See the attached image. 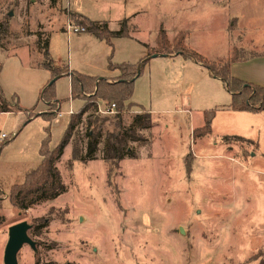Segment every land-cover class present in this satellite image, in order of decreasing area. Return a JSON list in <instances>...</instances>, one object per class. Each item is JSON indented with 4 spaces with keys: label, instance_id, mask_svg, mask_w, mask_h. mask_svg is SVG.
Segmentation results:
<instances>
[{
    "label": "rangeland",
    "instance_id": "374dc122",
    "mask_svg": "<svg viewBox=\"0 0 264 264\" xmlns=\"http://www.w3.org/2000/svg\"><path fill=\"white\" fill-rule=\"evenodd\" d=\"M43 1L0 0V21L9 20V12L16 14L10 28L21 31L20 38L28 30L26 22L37 31L38 23L46 24L59 16L64 17L63 29L67 30V24L76 25L69 12L91 21H106L111 29L117 28L120 19L138 13L132 19L139 30L137 38L153 43L162 25L171 48L169 55L177 54L174 35L188 33L183 41L186 49L208 62H218L227 57L236 41L231 35V18L242 17L243 29L237 31H242L243 41L264 44V0H58L61 4L56 9H49ZM228 20L231 33L226 31ZM56 25L48 27L54 30L53 60L71 53V68L75 71L104 77L102 72L108 69L109 60L116 64L120 59L126 63L128 58H138L128 48V42H114L110 58L105 41L104 54L83 39L84 33L75 34L67 43L66 36L55 32ZM41 34V42H45L47 34ZM19 38L9 36L0 46V84L5 82L8 99L15 92L23 108L21 113H0V133L12 139L9 144L14 141L0 152V264H4L9 227L22 221L30 225L28 236L35 250L23 245L17 254L18 264H264V134L258 133V146L255 141L218 136L250 132L246 122L236 119L232 110L216 115L215 105L228 104L229 93L171 85L168 71L150 60L152 76L144 67L133 86L131 98L139 107L130 98L121 114V124L128 128L134 115L143 113L140 108L151 110L152 128L137 129L145 140L129 142L131 154L125 153L122 159L107 154L105 141L109 133L117 131V118L115 114L101 115L91 110L83 116L56 164L67 191L25 211L13 207L8 202L10 188L20 184L29 168L36 166L24 161L37 157L31 139L36 130L42 134L43 118L26 129V125L21 127L19 132L18 128L28 116L37 115L31 108L43 102L34 91V83L49 74L44 69L38 71L42 53L32 52L31 46ZM149 47L156 50L155 45ZM117 71L118 75L111 79L119 76ZM51 73L53 79L69 71L62 66ZM54 91L62 101V112L68 109L70 100L75 111L82 105L81 99L71 98L67 77L54 83ZM46 105L43 115L49 113L51 104ZM209 110L216 115L211 121L216 135L201 129L204 119L198 126L203 112ZM88 116L94 122L91 127ZM69 118L62 115L49 126L51 149L61 140ZM95 126H101V139L97 152L88 159V133Z\"/></svg>",
    "mask_w": 264,
    "mask_h": 264
},
{
    "label": "trees",
    "instance_id": "16d2710c",
    "mask_svg": "<svg viewBox=\"0 0 264 264\" xmlns=\"http://www.w3.org/2000/svg\"><path fill=\"white\" fill-rule=\"evenodd\" d=\"M49 2L51 6H54L57 0H49ZM69 17L74 20L76 26L84 28L85 33H89L95 38L105 41L111 51L109 58L112 56L113 52L112 39L117 37H129L127 18L120 22L118 30L110 31L105 22H93L79 14H71ZM8 35V18H6L5 20L0 21V46L1 44H4V40ZM36 35L38 39V49L43 55L42 67L50 72H54L55 68L53 67V62L47 51V38L45 42H41L42 34L37 32ZM186 35H188V33H185L184 35L179 33L178 36L175 37V47L178 48L176 55H181L201 63L203 67L209 70L215 78L219 79L225 85L226 91L231 97L230 104L227 106L228 109L236 112L264 111V88L237 79L233 77L230 72V66L233 62L253 57L254 54H247L243 50L233 49L228 57L223 58L218 62H208L199 54L184 47L183 41ZM144 47L146 49V55L137 63L112 64L110 60L108 61V70H119L120 72L116 79L87 76L76 72L65 74L70 80L71 98L81 99L83 105L77 112L70 115L69 122L61 140L52 149L49 147L51 135L50 127L49 125L44 127L43 131L45 136L41 140L38 150L39 156L41 157L40 163L35 169L31 170L24 176V179L20 184L13 185L10 188L8 202L13 207L20 211H25L40 202L55 200L67 191V186L62 180L56 164L62 157L64 149L69 144L73 133L76 127L81 123L83 116L88 114L91 110L97 111L99 101L105 102L106 105L114 103L116 107L115 117L117 118L118 129L107 135L105 141V152L107 154H112L115 155L117 159H122L124 155L131 154V148L128 146L129 142L145 140L137 134V129L149 130L151 128L149 114L141 113L135 115L128 128L122 126L121 114L124 104L129 102L132 97L135 80L140 77L144 67L148 64L152 56L169 55V50H171V48H169L167 34L162 25L159 27L155 39V47H153L156 50L153 51L148 45H144ZM1 70L2 63H0V72ZM57 76L59 75L57 74ZM54 83L55 82L50 86H45L39 93V100L51 104L49 106L48 115H43L45 113H37V115L33 117L40 116L47 122H50L57 116L58 108L62 101L56 98ZM130 104L131 103H128L127 105ZM21 111H23V108L19 106V101L18 98H16V95L13 94L8 100L0 88V113H17ZM213 117V110L203 112L204 125L201 128L202 130L205 129L207 132H211V121ZM30 118L31 117L28 116L27 120L21 127L27 124ZM91 118V116H88V122L90 123L88 124L89 127L94 123L93 121L90 122ZM21 127H19L18 132L21 131ZM101 132V126H95L88 133L89 141L86 146V156L88 159H91L98 150ZM234 138L241 139L240 137ZM11 141L12 139L7 137L2 143H0V152L3 147L8 145ZM1 195H3V193L0 191V208L2 207Z\"/></svg>",
    "mask_w": 264,
    "mask_h": 264
},
{
    "label": "crops",
    "instance_id": "0c3cea01",
    "mask_svg": "<svg viewBox=\"0 0 264 264\" xmlns=\"http://www.w3.org/2000/svg\"><path fill=\"white\" fill-rule=\"evenodd\" d=\"M44 2L46 3V5L48 4V8L49 9H56V6L59 3L61 4V2H59L58 0H57V2L55 3L54 6L50 5L49 0H44L43 3ZM30 10L33 11V10H36V9L32 8ZM69 13L76 14V13H73V12H69ZM7 14L9 15L10 12L7 13ZM137 15H138V13H134L131 16H129L128 18L124 17V18L120 19L117 22V28H114V29H111L110 28L111 26L106 21L95 20L93 22H98V23L105 22L107 24V27H108V29L110 31H116V30L119 29L120 22L123 19L127 18L128 19L127 25H128V29H129V37L128 38H124V37L113 38L112 39V43L114 45V42H116L115 44H117V43L119 44V42H121V43L128 42V44H130V45H128L127 43H124V44L129 46L128 48L131 50L132 53H135V54L138 55V58H139L138 61H140L146 55V49H145L144 45H148V46H154L155 45V39H156V36H157L159 28L157 30V33H156V36H155V39H154L153 43H150L149 40L145 41V40H141L140 38H137L136 33L139 32V30L137 29V27L135 25L132 24V19H134ZM30 17L32 19V16H29V19H30ZM14 19H16V14L14 15V14L11 13V16H10V18L8 20V33H9V35L7 37L13 36V37L19 38L18 33H21V31L13 32L11 30V28H10L11 27V22ZM241 19H242V17H240V18L239 17H232L231 18V20H234L232 33L230 31L231 30V26H229L231 22L228 20V24L226 26V31L231 33V35H233V37L236 39V41L234 43H232V47L229 48L227 57L230 55V53H231V51L233 49H239V50L241 49V50L247 52L248 54H254V56L246 58L245 60L244 59H240L238 61L233 62L231 64V66H230L231 74H232L233 77H235L237 79H240L242 81H245V82H248V83H252V84H255V85H258V86L264 88V44L256 45L254 42L252 43V41H250L249 39H248V41L247 40L243 41V38H245V37L244 36L243 37L240 36L242 31L241 30L237 31L239 28H242ZM46 21H48V20L46 19ZM22 24H23V20H22ZM54 24H57L55 26V32H57V33L60 32L62 35L66 36L65 40L67 41V43H69V41L71 42L73 40V38L75 37V34H78V35L80 34V33H71L69 31H67L66 29L64 30L63 26H65L64 24H66V21H65L64 17L59 16L54 21L52 20L51 22H47L46 24L45 23L44 24L43 23H38V30L37 31H35V30L30 28V26H32L30 22H26L24 25L28 26V30H26L25 34L22 35V37H20L19 39L23 40V41H26L27 44L29 46H31V48H32L31 51L32 52L37 51V53L39 54L40 50L38 49V46H37L38 39H37L36 33L38 32V33L47 34V51H48L49 56H50V58H51V60L53 62L52 63L53 67L54 68H58V67L64 66L66 68L67 72L69 71V73L76 72V73H79V74L87 75V74H84L82 72L80 73L78 71H75L74 67L71 68L73 66L72 65V60H71L72 59V55H71V53L69 54V52H67L66 58H61L62 56L61 57L60 56H56L55 60H53V57L56 55V47L52 43L51 32H53L54 30H49L48 27H49V25H51V28H53ZM22 26L23 25H21V27ZM83 33L86 34V38H83L84 40L88 41V43L91 44V45H94V46L96 45V47H99L100 48L99 51L103 52L104 54L107 53V47H105L102 44L103 40H99V39L95 38L93 35H91L89 33H85V32H83ZM177 33L174 35L173 39L175 38ZM76 38H82V37H76ZM173 39L170 40V41H173ZM8 41H7L9 43L8 45H10L11 40H8ZM252 51L254 53H251ZM85 53L86 52H84V54ZM138 58H136L134 61H132L130 58H128L126 63H132L133 64V62L135 63V61ZM101 60H102V55H101ZM124 61L125 60H121L120 59L119 62L116 63V64H120L122 62L124 63ZM150 61L151 62H156V65H160L161 67L164 68V70L166 69V71H168V77L171 79V82H172L171 85H180V87H182L185 84L187 89L191 88V87H199V86L202 87V88L208 87V88H211L212 91L216 90L217 92H221L222 94H223V92L225 94H227L225 85L219 79L215 78L209 70H207L205 67L202 66L201 63H199L197 61H194L193 59H189V58L183 57L181 55H164V56L157 55L155 57H152L150 59ZM57 62H58V65H55V63H57ZM136 63H137V61H136ZM102 64H103V67H104L105 66V62H103ZM37 67H38V71L44 69L41 66V62H39V61L37 62ZM40 67L42 69H40ZM150 67H151V63H150ZM145 68H146L145 70H147L149 72L150 76H152V68L153 67L148 69L149 67H148V64H147L145 66ZM44 70H46V69H44ZM46 71L49 72V74H46L47 76L46 75L43 76V79H42L41 82H40V79H38V81H36L34 83V85H35L34 91H35L36 95H39L41 87L45 86L46 84H48V82L52 79V73L50 71H48V70H46ZM102 73L104 74V78H107V79L114 78V77H116L118 75V71L117 70L110 71V70L105 69V68H104ZM87 76H91V75H87ZM62 77H67V76H65L64 74H60L57 77L56 81L59 80ZM1 78H2V76H0V80H1ZM67 79L69 80V77H67ZM179 80L181 81V83H179L180 82ZM4 83L5 82L3 81L2 85L0 84V86H1V89L3 91V94L6 97V90H5ZM11 92H9V93H11ZM13 94H15V92H12L11 96ZM230 100H231V98L229 96L228 104H216L215 105V107L217 108V111H216L217 114L216 115H219L220 113L222 114L223 112H225V110H230V109L227 108V106L230 104ZM222 101L220 103H222ZM71 102H72V100L69 101L68 109L66 111H64V112L61 111V105H59V108H58L59 114L56 116V118H54L49 123L43 117L38 116V117H31L29 122L27 124H25L26 126L24 125L25 126L24 129H26L35 120H38L40 118L44 119V120L42 119L43 123L41 125L42 134H39V131L36 130V134L33 135L32 139H31L32 149H33V151L37 152V157L33 156L32 157L33 160H30V161L25 160L24 161L25 163L26 162L27 163L34 162V163H36V166L40 163L41 157L39 156L38 150H39V147H40L41 140L45 136V133H44L43 129L46 126V124L48 123V125L51 127V124H52L53 121L56 122L58 120V118H60L62 115L70 116L72 113L77 112L81 108V106L83 105V102H82V105L80 106V108L75 111L73 109V107L71 106ZM131 102L134 103L135 106L139 107L138 106L139 104H137L133 100V98H131ZM216 103H218V102H216ZM38 104H39V101L31 109H34L35 113H44L46 111V109L48 108L46 103L43 102L42 105L37 106ZM99 104L102 105L103 103L98 102V105ZM22 106L25 107L26 105L22 104ZM26 107H29V106H26ZM140 109H141V111H143V113H148L149 116H151V110L150 109H146V108H143V107L140 108ZM26 110H28V109H26ZM231 112H233L235 114L236 119H240L241 121L246 122V124L249 127V131H250L249 134L246 133V132L236 134L233 131V132H228V133L225 132V134H218V136L240 137L242 139H247L249 141H255L257 143V146H258V141H257L258 133L261 132V133L264 134V111H259V112H236V111H231ZM19 113H21V112H19ZM11 114H13V113L12 112L4 113V115H11ZM137 114H141V113L139 112V113H136L135 115H137ZM216 115L214 116V119H216ZM214 119H213V121H214ZM213 121H212V123H213ZM68 122H69V120H68ZM68 122H67V124H68ZM212 123H211V125H212ZM202 124H203V117H202L201 123L198 126H201ZM19 127H21V126H19ZM211 134L216 135V134L212 133V128H211ZM13 143H14V141L11 144H9L8 146L12 145ZM66 148H67V146H66ZM65 149H64V151H65ZM257 154L259 156H261V154H259L258 152H257ZM36 166H35V168H36ZM35 168H32V167L29 168L30 170H28V172H30L31 170H33Z\"/></svg>",
    "mask_w": 264,
    "mask_h": 264
},
{
    "label": "water",
    "instance_id": "95a60500",
    "mask_svg": "<svg viewBox=\"0 0 264 264\" xmlns=\"http://www.w3.org/2000/svg\"><path fill=\"white\" fill-rule=\"evenodd\" d=\"M9 16H11V13ZM155 56L156 55H153L152 57ZM57 77H54L50 82H48L47 86H50L53 82H55ZM29 230L30 225L25 221L13 224L9 227L8 238L4 247V264H18L17 254L23 245H29L31 249L35 250V243L28 236Z\"/></svg>",
    "mask_w": 264,
    "mask_h": 264
},
{
    "label": "built area",
    "instance_id": "2783aa9c",
    "mask_svg": "<svg viewBox=\"0 0 264 264\" xmlns=\"http://www.w3.org/2000/svg\"><path fill=\"white\" fill-rule=\"evenodd\" d=\"M67 31L71 33H83L84 28L76 26V25H70L67 24ZM116 112V107L114 103H111L110 105H98L97 106V113L101 115H111L115 114ZM59 112H57V115ZM7 138V135L5 133H0V143H2L5 139Z\"/></svg>",
    "mask_w": 264,
    "mask_h": 264
}]
</instances>
